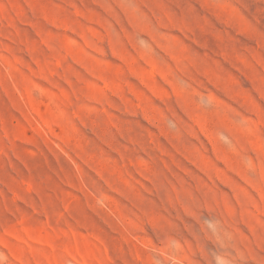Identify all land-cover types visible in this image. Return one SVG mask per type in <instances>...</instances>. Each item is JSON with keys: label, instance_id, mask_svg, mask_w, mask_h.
Returning a JSON list of instances; mask_svg holds the SVG:
<instances>
[{"label": "rangeland", "instance_id": "rangeland-1", "mask_svg": "<svg viewBox=\"0 0 264 264\" xmlns=\"http://www.w3.org/2000/svg\"><path fill=\"white\" fill-rule=\"evenodd\" d=\"M0 264H264V0H0Z\"/></svg>", "mask_w": 264, "mask_h": 264}]
</instances>
